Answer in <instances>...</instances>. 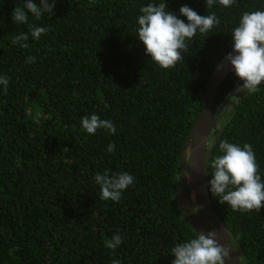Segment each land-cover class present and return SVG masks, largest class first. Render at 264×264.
Wrapping results in <instances>:
<instances>
[{"label":"trees","instance_id":"obj_1","mask_svg":"<svg viewBox=\"0 0 264 264\" xmlns=\"http://www.w3.org/2000/svg\"><path fill=\"white\" fill-rule=\"evenodd\" d=\"M161 2L185 23L183 5L220 20L187 41L184 60L169 69L136 36L140 8ZM25 3L0 0V76L9 77L6 91L0 85V264H171L175 244L196 236L177 200L180 150L210 73L233 49V27L244 11L264 10V0L211 8L206 0H56L52 13L13 22ZM29 24L48 31L34 40ZM21 32L26 49L11 43ZM30 55L35 62L25 63ZM241 83L234 71L224 78L213 112ZM91 114L116 133L88 134L81 118ZM222 139L250 144L264 180V83L228 99L209 138L207 185ZM105 169L135 178L118 203L100 198L94 176ZM209 187L242 264H264V207L233 211ZM116 233L122 243L113 252L105 242Z\"/></svg>","mask_w":264,"mask_h":264},{"label":"clouds","instance_id":"obj_2","mask_svg":"<svg viewBox=\"0 0 264 264\" xmlns=\"http://www.w3.org/2000/svg\"><path fill=\"white\" fill-rule=\"evenodd\" d=\"M94 2V0H90ZM236 0H206L205 6L211 8L218 3L224 7H231ZM56 0H26L24 7H15L12 10L11 20L19 24H28V13L37 20L43 13H52ZM25 9L27 11H25ZM166 3L158 5L148 4L140 8L136 36L145 46V54L161 68L169 69L184 60L183 52L188 50L187 41L193 39L197 32L205 34L220 24L215 12L199 15L187 5L179 8V13L187 18V23L179 19L176 14L166 10ZM30 35L38 40L48 31L45 27L29 24ZM233 50L225 59L232 66L235 75L242 81L234 92L246 91L253 94L259 91L264 83V10L244 11L238 25L233 27ZM29 34L21 32L12 38V44H19L28 48L26 41ZM36 57L28 56L25 63H34ZM9 77L0 76V85L7 90ZM81 126L88 134H95L98 129H105L109 134L116 133L114 123L107 119H100L96 114L81 118ZM115 144L109 143L107 151L115 152ZM219 151L222 153L211 161L212 178L208 181L209 191L218 198V203L229 206L233 211L259 212L264 207V180L259 175V168L252 146L244 143L238 144L219 141ZM207 175V172H205ZM134 176L128 172L111 173L105 169L103 173L97 172L94 181L101 190L100 198L119 202L122 193L134 183ZM216 229L207 234L200 233L186 242L176 243L171 249L174 259L171 264H225L230 249L218 243L215 239ZM122 243L119 233L114 234L105 242L106 247L113 252ZM111 264H120L113 259Z\"/></svg>","mask_w":264,"mask_h":264},{"label":"water","instance_id":"obj_3","mask_svg":"<svg viewBox=\"0 0 264 264\" xmlns=\"http://www.w3.org/2000/svg\"><path fill=\"white\" fill-rule=\"evenodd\" d=\"M237 54L233 49L226 53L210 73L203 92V105L191 127L179 153L180 184L176 191L181 214L195 234L216 229L215 239L230 249L225 264H242L239 249L234 244L227 228L214 213L207 185V161L209 158V138L218 123L227 101L235 92H229L221 105L213 112L215 96L224 78L231 72L232 66L226 55Z\"/></svg>","mask_w":264,"mask_h":264}]
</instances>
